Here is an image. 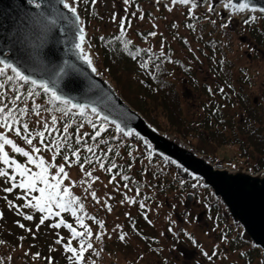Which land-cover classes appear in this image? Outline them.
Returning a JSON list of instances; mask_svg holds the SVG:
<instances>
[{"label": "rangeland", "instance_id": "374dc122", "mask_svg": "<svg viewBox=\"0 0 264 264\" xmlns=\"http://www.w3.org/2000/svg\"><path fill=\"white\" fill-rule=\"evenodd\" d=\"M81 1L85 3L82 5L83 11L86 4L91 8V11L88 10L87 12L90 16V18H88L89 27L87 29L89 37L92 35L112 34L116 31H121V20L123 19L125 23V32L128 33L131 41L151 52H154L157 56H161L163 59L165 56H168L169 60L182 59L183 63H189L188 65L191 70L199 71L198 77L200 82L205 81L206 78L207 81H210L211 79L216 81V77L210 75L212 71L209 68L210 63L205 55L207 51L205 54L200 52L198 46L193 40L186 51H183L178 44L176 39L177 36L188 37V34L182 29L183 25L186 24L185 22H190L189 14L186 13L184 9L174 8L169 11V7L166 5L162 4L160 6H154L145 1L138 3L129 2L128 4H125L124 0H95V2H93V0ZM207 18L214 19V17L206 16V18H204L203 22H205L206 28L209 32H212L213 27L217 26L219 32L229 31L228 34L231 36V47L227 49L228 52L225 54L226 59H229L234 63L230 70L233 75L231 88L226 89L228 93L226 97L221 99L216 97L217 102L220 103L219 106L224 111L228 110V112H231V116L233 117L232 120L240 121V119L245 118L248 115V112L243 109L241 99L239 98V92L242 95L243 103L247 104V106L252 104L255 100L258 107L257 113L262 115L261 120L263 121H261L260 124L262 126L261 131L264 132V52H258L259 55H256L254 51V43L248 38L245 30L239 28L241 23L237 28L231 30L228 26L222 27L227 20H221L220 22L213 24V19L208 20ZM184 20L185 22H183ZM150 33H156V35L153 36L150 35ZM206 37H208V34ZM97 65L100 67V63H97ZM176 67H178L176 66V63L171 62V68L175 70ZM190 74L195 75L193 72ZM250 78L255 79V81ZM125 82H127V80L123 79V81L120 80L118 84V87L123 88L122 93L124 97L126 94H129L125 87ZM173 82L176 83V89L181 97V114L191 122V124H199V121L206 117V114H203L204 118L200 115L203 109L199 106L205 96L197 99L201 96V87H199L198 84H192L191 81L187 83L186 80H184L182 82V79L177 73ZM226 83L223 85H226ZM113 85H115V83ZM229 101H231L233 105L231 110L227 109L229 108ZM158 112L160 116L158 117V120L161 122L162 126L165 127L166 120L163 119L161 111ZM253 124L257 127L259 125L258 122ZM230 126L231 123L228 121V124L225 127ZM236 126L237 124H234L233 130H229L228 128L224 130L225 136L223 137L226 141H220L221 139L217 138V142H203L199 138L193 136L196 132H193L192 130L189 131L188 137L186 138L187 140L183 141H185L190 147L199 151L200 154L209 156L212 159V163L221 162L223 167L231 169L237 167H253V171L257 172L259 170H256V168H259L260 165H264V163L260 164L258 162L263 158L262 152L258 153L255 152V150H252L253 148L249 146L250 144H253V141L250 142L248 139L247 141H242L244 146H248V151L246 153L242 151L240 149V143H235V138L243 139L245 134L239 135ZM254 126L252 127L254 128ZM212 128L214 132H217V128H222V126L218 127L214 124L212 125ZM161 131L167 132L164 130ZM0 132H6L8 137L13 139L18 146H23L22 143L17 140L15 136L13 137L10 132H7V130L0 129ZM205 132L207 133L206 130H204L203 133ZM169 134L173 135L172 133ZM200 143L204 144L210 152L208 153L204 151L206 152L204 153L197 149L196 147L200 146ZM25 148L27 149L28 147ZM5 151L11 154L10 146H5ZM45 154V152L42 153L43 156ZM11 156L14 158L13 154H11ZM49 158H51V156H49ZM158 162L161 163L160 161ZM19 163H22V161ZM29 167L33 168V171H39V169L34 168L32 165H29ZM165 167L169 172L166 177L169 182L173 181L174 178H178L170 168L167 166ZM166 168L165 170H167ZM155 169H158L157 166H155ZM160 169L163 170L162 168ZM7 171L9 175L15 174L13 168H10ZM66 171L69 173L70 180H64L63 185L64 183L68 184L70 191L76 193L81 200L80 202L84 204L85 210L97 219V221H91V217L87 218L89 220L87 223H89L91 232L93 233V237L88 238V240L94 248L93 253L95 254L96 260L100 263L162 264L163 261L159 258L161 250L164 253L165 259H167V264H198L197 261L201 260V257H203V264H246V262H244L246 260L244 259L243 261V259H241V255L244 254L243 251L240 254L238 251L234 253L227 250L226 246L230 240H234L233 238H235L236 233L233 231L234 234L223 236L224 234L222 231L226 230L225 223L224 221L221 222L219 217H216V214L209 209V201L205 199L202 193L198 192L199 198L195 201V199L189 196L186 198L180 197V195L177 194L178 190H174L173 195H170L167 198L158 197V191L153 190V200L148 203H142V208L147 207V210L139 209L138 206L134 211L128 203L129 195L126 192L115 189L113 185H110L111 183L107 182L101 176L100 172L94 170L89 171L92 173V177L99 178L93 182L91 178L85 175V172L81 171L80 167L72 165ZM156 178L158 177H155V179ZM17 181H19V177H17ZM73 182L75 183V186H73ZM9 183L11 182L8 181L6 177H0V188H3L4 186L8 187ZM89 185H91V187H89ZM92 191L96 192L99 202L92 199ZM32 194L39 195L37 193ZM23 196H25V194ZM14 197L16 196L14 195ZM10 198L11 197H8V199ZM0 202L2 203L3 200L0 199ZM10 202L11 200L8 201V205H14V210L8 209L7 207L0 209V214H2V216H0V232L1 234L3 231L6 232L7 238L13 237L15 241H22L14 248L21 257L25 256L26 253L28 254L29 252H32L28 247L26 251L24 250L26 247V237L28 236L37 246L40 242L38 239V235L40 234L44 235L43 240L46 244H54V239H57V237L55 235L54 237L52 234L54 230L58 231L59 239L61 237L65 239L66 235H68V232H66L67 230L65 229L66 227L64 226L59 228L49 227V229H47L50 224L49 219L57 221V218L61 220V215L56 216V218L52 215L46 219L43 224H40L42 215H48L47 213H40L36 209L27 208L25 214H20L25 210L26 207H22V205L26 202L23 203L21 199H16V202ZM105 205L110 206L111 210L109 211V208ZM17 209H19V212ZM52 211L53 213L55 212L54 209ZM24 215H32L33 219L26 220L24 219ZM129 215H134L132 218V224L127 223ZM84 221L86 223V219H84ZM138 221L139 229L149 234L155 243L147 242L145 244V242L138 239L139 237L133 236L134 234L131 229ZM141 221L146 224V227L142 226ZM101 223L104 226L103 228H99ZM20 224L25 225V227L21 228L19 226ZM40 226L43 227L41 228ZM121 233L125 236L124 241H121L119 238ZM97 234L101 236L100 239L103 240L102 244L105 249L101 248V243L96 239ZM187 235L192 239L188 244L181 241V239L185 238ZM175 237L187 250L185 256H182V250L185 249L181 248L178 250V248H175V245H178L177 241H173ZM117 240H119L121 244L117 242ZM73 241H75V239H73ZM41 242L40 246H42ZM172 242H174L173 245L171 244ZM46 244L43 246L44 249L47 248ZM85 244L87 245L88 243ZM151 245L155 247V250L150 249ZM171 245L173 248H171ZM55 246L58 255H61L58 261L61 264H67L65 259L68 258L69 255L63 252L62 249L59 252L60 246L54 244V247ZM198 248H201L202 252L197 250ZM7 249V244H4L3 251ZM188 249L195 250V253L192 252V254L188 252ZM38 251V248H34V252L32 253L37 255L39 254ZM62 253L64 254V258ZM194 254L195 257H193V260H189ZM210 256L213 258L208 261ZM23 259H25V257H23ZM157 260H159V262H157ZM37 263V260L33 261V264ZM29 264H32V260L29 261ZM42 264L46 263L44 262ZM252 264H262V262H259L256 257L253 259Z\"/></svg>", "mask_w": 264, "mask_h": 264}, {"label": "trees", "instance_id": "16d2710c", "mask_svg": "<svg viewBox=\"0 0 264 264\" xmlns=\"http://www.w3.org/2000/svg\"><path fill=\"white\" fill-rule=\"evenodd\" d=\"M84 4V2L81 3L80 9L81 15L84 17L88 29V18H90V16L87 12L88 10L91 11V8L86 4L83 11L82 5ZM185 12L189 14L188 16L190 18V22H185L184 20L183 22L186 24L183 25L184 28L182 27V29L185 30V32L188 34V37L186 38L184 36H177L176 38L181 49L186 51L190 47V43L193 40V42L198 46L200 52L205 54L207 51L205 55L207 56V60L210 63L209 65H211V69L213 71L212 75L216 77V81L221 82L222 84L228 82L231 78L230 70L233 67V61L229 59L227 60L224 54L225 51L231 47V36H229L227 31L219 32L217 26L213 27L212 32H209L206 28L205 22H203L205 17L194 14L188 10H185ZM252 17L255 19H249V23H245L244 20L240 28L241 30H245L248 38L254 43L255 50L263 53L264 16L250 15L247 18ZM207 34L208 37H206ZM89 47L91 48L97 63H100L99 69L101 73H103L104 76H106L113 84L115 83L114 86L119 93H122L123 90V88L118 87L120 80H127V82H125V87L129 94H126L125 97L123 93L121 95L132 107L139 111L151 124H153L158 129L172 133L173 135L178 136L185 141L187 140L186 138L188 137L189 131L192 130L193 132H196L194 133L196 138H199L203 142L211 143L217 142V138L221 139L220 141H226V139L223 137L225 136L224 130L227 128L229 130H233L234 124H237L236 129L238 130L239 134L241 132L245 134V136H243V139L235 138V143H240V149L246 153L248 151V146H244L243 142L247 141V139L250 142L253 141V144H250L249 147L253 148L252 150H255V152H262L263 158L258 162L260 164L264 163V137L253 124L260 122L262 115L257 113L258 107L256 103L254 104V101L252 104L248 103L250 105L247 106V104L243 103L242 95L239 92V98L241 99L243 109L248 112V115L239 121L232 120L233 117L231 116V112H228V110H222L219 106L220 103L217 102L215 97L213 99L206 98L200 106L204 110V113L202 110L200 115H202L204 118L203 114H206V117L202 120V122L199 121V124L194 125L191 124V122H189L181 114L182 109L180 107L179 92L176 89L174 83L168 80V78H171L173 74L168 56H165L163 59L161 56L145 52V50L141 52V48L136 44L131 43L125 32L121 31H116L112 34L92 35L89 37ZM173 62L176 63V66H180L183 71H187L185 68L186 65L182 60L174 59ZM178 68L179 67L176 69L177 74H179ZM190 73L191 72L188 70L187 76H190ZM196 73L199 74V71ZM252 80L255 81V79ZM195 81L198 83L197 78H195ZM13 85L18 87L19 92L10 90L8 86H6L4 89H0V93H3L2 98H0V106L5 104L8 105V109L13 110V116L16 120L27 122L34 137L36 132L45 131V121H47L48 126L47 130L45 131L44 143L49 144L53 150L57 149L58 146L59 154L56 155L55 161H52L53 151L44 150L43 145H41L39 142V137H35L33 139V144L42 148V153H46L44 158L47 161L50 160V163L61 164L64 163V157H68L71 165L80 167V164L76 163L77 157L72 155L74 151L78 152L80 162L83 163L87 172L92 170L100 172L101 176L107 182L111 183L110 185H113L115 189L126 192L129 195L128 203L134 209V211L138 206L139 209L147 210V207L142 208L141 204L148 203L153 200V190L158 191V197L165 198L173 195L174 190H178L177 194L184 198L190 192L191 187L194 185L193 183L185 182L178 178H174L173 181L169 182V180L166 178L169 172L168 169L163 166L164 164L149 159L137 145L121 140L115 135L112 128L104 125V127L107 128V131H102L101 135L93 140L91 139V137L95 134L93 125L99 127L102 123L93 119L82 117L69 108L54 103L40 89H33V86L31 85L22 84L19 81H13ZM204 85L201 86V84H199V87H202L201 90H203L205 93L213 94L211 91V85L206 84L208 87ZM29 90L36 94L29 95ZM215 91H217V89ZM17 94L21 95V99L19 101L13 99V97ZM219 96H223V93H220ZM228 105L229 108L227 109L231 110L233 107L231 101L228 102ZM8 109H6V111ZM57 109H62L63 111H59ZM37 111L39 112V115L36 114ZM158 111H161L163 119L166 120L165 127H163L161 122L158 120V117H160ZM65 112L67 114H65ZM53 117L56 118L55 123H52ZM89 121H91V123ZM228 121L231 123V126L225 127L228 124ZM214 124H216L218 127L222 126V128H217L218 131L214 132L212 128V125ZM252 126H254V128ZM65 127H67V132L64 131ZM203 128L207 131V133H203ZM10 133L13 135V137L15 136L13 132ZM16 139L22 143V147H28L27 149L25 148V150H29L30 146L26 145L20 137H16ZM77 141H79V143ZM200 144V146L196 147L197 149H199L201 152H210V150L207 149L204 144ZM89 148L92 149L91 152L88 151ZM11 154L14 155V158H16L18 163L21 161L23 163L24 160H26V158L20 156L19 154L15 153V155L12 151ZM11 154L10 158H13ZM49 156H51V158H49ZM88 161H91V163ZM100 163L104 164L103 169L100 167ZM27 166L29 167V165ZM155 166H157V170L155 169ZM164 167L167 170H165ZM0 168L9 170L10 168H14V166L8 167L3 163H0ZM68 168L69 166L65 164V170H68ZM108 168H111L112 171L108 172L105 170ZM149 170H151L152 173H149ZM49 171L52 173L55 172V169L50 168ZM124 176L129 177V179L124 180L122 178ZM113 177L115 178L113 179ZM155 177L158 178L155 179ZM63 186L69 185L64 183L62 187ZM10 187H12V184L9 186V188ZM6 188L7 186L0 188V199L3 200L2 203L0 202V209L7 207L8 209L14 210L13 206L10 204L8 205V201L11 200V203L13 201L16 202V199L19 200L18 197H20V195L23 196L25 193L20 188H15L13 191L7 192L5 191ZM71 192L73 196L78 197L76 193H73V191ZM198 192L202 193L205 199L209 201V195L207 191L204 190H198L194 194L193 198L195 201L199 198ZM14 195L16 197H14ZM31 195L33 194L31 193L30 196L26 198L30 199ZM8 197L11 198L8 199ZM26 200L27 199H24L23 201V199H21L23 203L26 202ZM80 201L81 200L79 198V202ZM26 209L27 207L23 211V214L26 213ZM53 209L54 211H57L55 208ZM209 209L216 214V217L218 216L221 220L218 208L209 207ZM83 212L84 213H81L78 210L77 215H83L84 219H86V223L89 221L87 219L88 217H91V221H97V219L93 217L91 213L87 212L85 208ZM133 217L134 215H129V224L133 223ZM61 219H63L66 223L72 224L77 228V231H85L84 228H81L77 224L76 219L70 214V212L61 213ZM49 221L50 224L47 229L52 227V225L57 222L53 219H49ZM86 223L84 221V224L90 229L89 223ZM141 223L142 226L146 227L145 223L142 221ZM136 224H134V227L131 229L134 234L133 236L139 237L138 239H140L142 242H145V244L147 242L155 243L149 234L139 229V221ZM40 227L42 228L43 226ZM99 228L101 227L99 226ZM65 229L67 230L66 232H68V235H66L65 239L61 240V243L59 244L56 243V241L59 239L58 231L54 230L52 234L53 236L55 235L57 237V239H54V244L60 246L59 252L62 249L63 252L69 255L68 258L65 259L67 264H102L96 260L95 254L93 253L94 248H87L85 243H90L88 236L80 237L73 241L69 230L67 228ZM222 233L224 234L223 236L234 234L227 227L225 231H222ZM6 235V232L3 231L2 234L0 232V264H29V261L31 260L32 264L35 260H37V264H42L44 262L49 264L50 261L51 264H61L58 261L61 255H58V251L55 249L56 246L54 247L53 243L46 244L43 240V234L38 235L39 241L41 242L43 240L41 242L42 246H40V242L38 243L39 245L36 246L29 236L26 237V247L24 250L26 251L28 247L30 251L34 252V248H38L39 254L36 255L32 252H29L22 257L14 249L22 241H15L13 237L7 238ZM69 239H72L71 246L76 248L77 252L80 251L79 241H84L85 249L81 258L73 259L74 254L65 251L64 245ZM233 239L234 240L229 241L231 248L234 247L235 250H240V247H242L244 243L241 242L238 236H235ZM102 241L103 240L99 239L101 248L105 249L103 247ZM117 242L120 243L119 240H117ZM4 244H7L8 247V249L5 251H3ZM45 244L47 246L46 249L43 248ZM150 249L155 250V247L151 245ZM160 253L161 255L159 258H161L163 261L162 264H167V259H165L164 253L161 250ZM62 256L64 258L63 253ZM23 257H25V259H23ZM256 257H258V255L255 251H247L241 255V258L245 259L248 264H250V262ZM157 262H159V260H157Z\"/></svg>", "mask_w": 264, "mask_h": 264}, {"label": "water", "instance_id": "95a60500", "mask_svg": "<svg viewBox=\"0 0 264 264\" xmlns=\"http://www.w3.org/2000/svg\"><path fill=\"white\" fill-rule=\"evenodd\" d=\"M130 2L145 1L154 6L189 9L190 6L172 5L171 0H129ZM197 7L193 12L205 16H213L227 20L228 28L234 29L248 15H264L259 9L264 8V0H251V5L258 11H246L232 17L224 9L222 0H196ZM236 3L243 0H234ZM214 12H208L209 5ZM62 12L71 17V13L56 5ZM80 17L79 27L84 29V52L92 60L91 66L85 57L74 47L80 43L77 28L67 27V33L58 28L46 31L45 24L34 5L27 0H0V52H7L8 58L20 63L26 74L37 80H48L52 73L64 68L65 75L58 81L57 92L75 104H87V118L95 119L111 127L122 140L139 145L149 158L160 160L174 170L183 180L197 182L201 189L209 192L211 205L221 209V216L241 240L258 251L264 263V166L254 172L251 167L234 169L223 167L221 162L212 163L209 156L202 155L180 138L157 129L118 93L113 84L99 71L95 57L88 45V31L85 21L79 12V0L75 4ZM65 22L60 21V26ZM19 43L14 45L13 40ZM22 48L30 54L26 58L10 49ZM3 58V57H0ZM67 61V64H65ZM96 71L93 72L92 68ZM11 74V73H10ZM14 75V74H12ZM20 82V81H19ZM23 83V82H21ZM24 84V83H23ZM31 85V84H30ZM39 89V88H38ZM41 90V89H40ZM42 91V90H41ZM51 99L50 93H45ZM52 100V99H51ZM57 104L68 107L79 114V109L71 105ZM95 107L99 116L91 113ZM107 116L108 123L102 121ZM114 124H120L132 135L125 136L118 132Z\"/></svg>", "mask_w": 264, "mask_h": 264}, {"label": "snow or ice", "instance_id": "6c2138e0", "mask_svg": "<svg viewBox=\"0 0 264 264\" xmlns=\"http://www.w3.org/2000/svg\"><path fill=\"white\" fill-rule=\"evenodd\" d=\"M30 5H34L36 10H39V15L42 18L46 31L51 32L54 28H58L61 33H67L68 26H74L77 28V36L80 43L74 45L76 49L79 50L80 54L85 57L86 62L91 66L92 60L87 56L84 52V48L82 47L84 37V29L79 27L80 17L77 13V8L75 4L78 0H27ZM95 2V0H93ZM125 4L129 3V0H124ZM160 0H157L159 3ZM223 7L225 10L229 12V21L232 17L242 14L246 11L256 12L258 9L255 6L251 5V0H243V2L236 3L234 0H222ZM62 6L63 9L67 10L68 13H71V17L66 15L64 12L60 10L59 7L56 5ZM172 5H185L190 6L189 11L191 12L192 9L197 7L196 0H171ZM169 11L172 10L171 7L168 8ZM215 8L211 4L208 7V12H214ZM260 12H264V8L259 9ZM135 15V13H134ZM115 18V17H114ZM142 18V17H141ZM249 19L252 18H245V23H249ZM60 21H64L65 25L60 26ZM213 24L216 23L215 20L212 21ZM130 26V22H129ZM175 26V25H174ZM228 22L226 21L222 27H227ZM2 27V25H0ZM121 31H125V23L124 20H121ZM150 35H156V33H150ZM19 42L15 39L13 40V44L16 45ZM16 54H20L26 58H30V54L25 53L22 48L13 47L10 49ZM0 89H4L6 86L10 88L12 91L19 92L18 87L13 85V81H20L24 84H31L33 89L39 88L44 93H50L51 99L53 101H57L64 105H71L72 108L79 109V115L84 117L86 116L88 105L87 104H75L72 103L71 100L65 99L62 95H59L57 92L58 81L65 75L64 68H59L58 70L54 71L49 79L46 80H37L32 78L30 75L26 74V71L22 69L20 63L9 59L7 52H0ZM67 64V61H65ZM92 71L95 72L96 69L93 67ZM11 73V74H9ZM14 74V75H12ZM36 93L29 90V95H35ZM3 93H0V98H2ZM14 100L19 101L21 99V95L17 94L13 97ZM8 105L0 106V129H6L7 132H13L16 137H20L24 143L30 146L29 150H25L24 147L18 146L13 139L9 138L6 132H0V163L8 167H13V171L15 174L9 175L8 171L4 168H0V177H6L8 181L12 182V187L6 188L5 191L11 192L15 188H20L24 191L25 196H20L18 199H26L31 193H38L39 195H31L30 199L26 200V203L22 205V207L33 208L39 211L40 213H47L48 215H42L40 224H43L46 219L50 216H60L61 213L70 212V214L76 219L77 224L84 228L85 231L80 232L77 231V228L74 227L70 223H66L63 219L59 222L52 225V227L59 228L61 225L66 227L72 239H77L80 237L88 236L91 238L92 232L91 229L88 228L87 225L84 224V217L83 215H77V211L83 213L84 205L83 203L79 202V198L73 196L72 192L70 191L68 186H63L64 180H70L69 173L65 170V164L71 167V163L69 162L68 157H64V163L56 164L50 163L47 161L44 156L42 155V148L38 147L33 144V139L35 137H39V142L43 145L44 150L53 151L52 161H55L56 155L59 154V149L53 150L49 144L44 143L45 138V131L47 130V121H45V131H39L35 133V137L33 133L29 129V125L27 122H21L14 118L13 110L8 109ZM59 111H63L62 109H57ZM23 111V110H22ZM91 113L99 116L97 109L95 107L91 108ZM39 115V112L36 113ZM65 114H67L65 112ZM102 121L108 123H114L108 121V117L104 116L101 118ZM56 122V118H52V123ZM91 123V121H89ZM18 125V126H17ZM95 129V134L91 137V139L95 140L97 137L101 135L102 131H107V128L104 127L103 123L101 126L97 127L93 125ZM115 129L118 132L123 133L125 136L132 135L130 131H125L121 128L120 124H114ZM64 131L67 132V127L64 128ZM79 143V141H77ZM5 146H10L11 151L13 153L19 154L20 156L26 158L27 164L18 163L16 159L10 158L9 152L5 151ZM89 152L92 151L91 148L88 149ZM36 154V155H34ZM73 156L77 157L76 163L80 164V169L82 172H85V175L95 182L98 177H92L91 172H87L84 168L83 163L80 162L79 153L73 152ZM91 163V161H88ZM27 165H32L34 168L39 169V171H33V168L28 167ZM100 167L103 169L104 164L100 163ZM55 169V172L50 173L49 169ZM108 172H111L112 169L108 168L105 169ZM17 177H19V181H17ZM115 177H113L114 179ZM124 180H128L129 177L124 176L122 177ZM111 182V181H110ZM41 185V186H38ZM73 186L75 183L73 182ZM91 187V185H89ZM91 196L93 200L99 202V198L95 191L91 192ZM11 203V202H10ZM75 205V206H74ZM107 206V205H105ZM14 207V205H13ZM109 211L111 210L110 206H107ZM143 207V204H141ZM53 208L57 211L53 213ZM19 212V209H17ZM23 214V213H20ZM2 216V214H0ZM24 219L32 220V215H24ZM21 228H24L25 225L20 224ZM100 227L103 228V224H100ZM30 231V229H29ZM101 236L99 234L96 235V239H100ZM120 240L124 241L125 236L120 235ZM64 238L61 237L56 241V243H61V240ZM72 239H69L68 242L64 245L65 251L73 253V259H79L83 256V252L85 249V244L83 240L79 241L80 244V251L77 252V249L72 247ZM87 248H92V244L88 243ZM51 264V261L49 262Z\"/></svg>", "mask_w": 264, "mask_h": 264}, {"label": "flooded vegetation", "instance_id": "af4514ba", "mask_svg": "<svg viewBox=\"0 0 264 264\" xmlns=\"http://www.w3.org/2000/svg\"><path fill=\"white\" fill-rule=\"evenodd\" d=\"M251 51H252V50H251ZM254 51H255L256 55H259V54H258V51H256L255 49H254ZM253 53H254V52H253ZM248 58H249V57H248ZM189 78H190L191 81H192V80H193V75H190ZM214 82H215V81H211V80H210V81H207V78H206L205 81H204L203 83H201V86L204 85V84H205L204 86H207L206 84L210 85V84H212V83H214ZM216 84L220 85V83H218V82H216ZM207 87H208V86H207ZM201 88H202V87H201ZM217 92H221V91H219V90L217 89ZM192 95L194 96L193 93H192ZM199 98H201V97H198L197 99H199ZM255 103H256V101H254V104H255ZM261 119H262V118H261ZM261 121H263V120H260V122H261ZM260 122H258V124H259L258 127H259V128H258L257 126H255V128H257V129L260 131L261 135H263V137H264V132L261 131V130H262V126H261ZM239 131H240V130H239ZM237 132H238V131H237ZM240 134L242 135L243 133L240 132ZM240 134H239V135H240ZM193 136H194V134H193ZM175 248H178V250L181 249V248L185 249L182 245H178V246L175 245ZM182 251H183V253H182V252H180V253L183 254L182 256H185V255H186L185 252H186L187 250L185 249V250H182ZM188 252L192 253V252L189 251V250H188ZM193 253H195V252H193ZM193 253H192V254H193ZM193 257H195V254L192 255V258L189 259V260H193ZM189 262H190V261H189ZM197 263H198V264H203V260L201 259V260L197 261ZM174 264H176V263H174Z\"/></svg>", "mask_w": 264, "mask_h": 264}]
</instances>
